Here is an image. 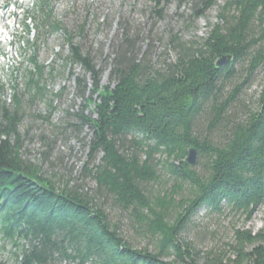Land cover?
<instances>
[{
    "label": "trees",
    "instance_id": "trees-1",
    "mask_svg": "<svg viewBox=\"0 0 264 264\" xmlns=\"http://www.w3.org/2000/svg\"><path fill=\"white\" fill-rule=\"evenodd\" d=\"M219 1L197 0V18L218 7L201 43L174 37L177 58L159 70L138 61L129 43L117 53L106 87L90 57L68 39V61L93 82L88 90L78 81L94 106L92 116H78L92 133L85 170L96 184L93 194L58 187L22 158L18 114L0 100V249L10 248L15 264H198L183 237L200 211L248 221L264 206V87L254 107L241 101L264 71V0ZM50 14H43V30ZM34 66L25 87L39 92L45 68ZM191 150L193 167L186 162ZM163 176L171 187L149 192ZM108 205L145 246L122 235ZM235 239L229 264H264V231H236Z\"/></svg>",
    "mask_w": 264,
    "mask_h": 264
},
{
    "label": "rangeland",
    "instance_id": "rangeland-1",
    "mask_svg": "<svg viewBox=\"0 0 264 264\" xmlns=\"http://www.w3.org/2000/svg\"><path fill=\"white\" fill-rule=\"evenodd\" d=\"M218 5L222 6L223 0ZM43 8L50 9L44 10V15L51 12L45 31L41 30V22L46 24V21L39 16L35 19L38 34L35 31L30 36L35 41L39 31L42 32L38 46L35 51L13 57L17 71L10 75L13 78L7 76V82L11 79L13 83H8L11 88L2 90L0 100L11 113L18 114L22 158L39 167L43 177L58 187L93 194L96 184L85 170L92 133L81 127L78 116L80 113L92 116L94 106L87 102L89 93L81 96L78 81L85 80L88 90L93 82L81 66L68 61V39L81 48L83 55L90 57L100 72L101 86L106 87L110 84L117 53L128 50L129 43V49H133V55L144 66L162 69L177 58L176 44L171 42L174 37L187 46L201 43L218 21V7L206 11L200 18L195 16L200 9L197 0H52ZM51 23L62 30L48 33ZM6 53L7 50L3 52ZM0 63L2 71L6 61ZM35 63L45 68L38 77L40 80L42 76L39 92L36 87L31 88L33 85L30 89L25 87ZM13 87H16L15 93ZM262 87L264 71L244 90L241 101L254 107ZM168 180L163 176V183L150 185L148 191L156 194L161 188L169 189ZM106 211L127 240L139 247L145 246L146 242L129 229L120 211L110 205ZM236 231L253 235L264 231V206L248 221L241 215H207L202 210L188 225L183 238L195 248L198 264H217L219 260L229 264L236 259L232 249L236 245ZM9 250L0 249V263L15 264Z\"/></svg>",
    "mask_w": 264,
    "mask_h": 264
},
{
    "label": "water",
    "instance_id": "water-1",
    "mask_svg": "<svg viewBox=\"0 0 264 264\" xmlns=\"http://www.w3.org/2000/svg\"><path fill=\"white\" fill-rule=\"evenodd\" d=\"M231 60L230 57L228 58H223L222 60H220L218 63H217V66L220 67L226 63H228L229 61ZM187 164L191 167L195 166V164L197 163V152L196 150H191L189 152V155H188V158H187Z\"/></svg>",
    "mask_w": 264,
    "mask_h": 264
}]
</instances>
